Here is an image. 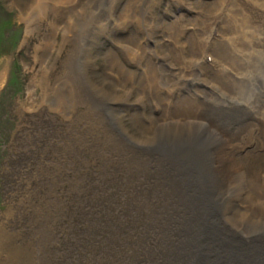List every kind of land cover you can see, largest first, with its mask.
<instances>
[{
    "label": "rangeland",
    "instance_id": "1",
    "mask_svg": "<svg viewBox=\"0 0 264 264\" xmlns=\"http://www.w3.org/2000/svg\"><path fill=\"white\" fill-rule=\"evenodd\" d=\"M142 1L145 0H0V264H100L103 247L109 246V235L113 234V224L124 222L119 216L130 215L128 208L119 209L121 197L115 195L114 190L109 191L110 178H103V168L92 165V156L86 149L88 143L95 142L88 128L94 118L86 114V120L76 126L49 109L55 94L43 102L38 87L42 74L52 67L60 71L66 59L75 58L78 69L74 71V79L80 82L88 75L106 101L120 109L127 133L143 141L148 138L142 129L143 119L147 121L148 116L149 122L157 126L184 103L180 98L186 94L179 92L186 89L188 82L181 78L183 67L178 60L190 58L202 64L199 60L210 43L214 21L227 12L224 31L221 24L214 31L217 38L222 37L215 46L216 62L213 63L218 67L226 51L232 58L229 69L238 81L228 84L229 90L227 87L222 90L229 92L233 103L251 109L248 122L252 126L258 127L257 124L264 121V46L258 44L259 32L247 27L256 25L255 9L264 11V0H146L145 5H140ZM110 16L113 23L108 22ZM184 25L189 29L188 34L183 32ZM48 37L53 44L50 54L43 53ZM144 58L163 60L173 68L176 79L184 83L174 82L171 86L172 77H168L162 84L163 92L153 93L149 99L142 96L138 86L140 77L134 80L132 77L136 71L150 70ZM112 59L124 70L119 65L111 68ZM154 70L162 71L160 67ZM192 70L190 67L186 70L187 78L197 80ZM209 74L213 81L208 83L215 85L216 75L212 69ZM64 80L66 77L59 74L51 81L53 84ZM199 80L201 83L202 79ZM170 86L176 87L172 90L176 99L171 112L165 114L161 102L165 101V92ZM138 100L144 108V117L135 112V107H140ZM79 109L83 116L85 109ZM81 136L84 141L76 146ZM255 137L257 135H249V140ZM190 138L210 141L212 134L197 126ZM261 138L264 140V136ZM242 141L246 142L245 136ZM249 147L253 152L262 149L260 141H254ZM92 148L108 156L101 138ZM78 161L90 163L79 175L96 181L85 182L78 193L67 183L57 188L65 212L55 226L60 237L52 249L41 247L40 255V246L33 236L38 232L37 218L48 206L44 195L54 180L50 174L59 172L62 181L73 180L70 170ZM237 161L247 164L240 156ZM54 162L60 166L54 167ZM114 163L115 160L109 162L110 167ZM116 174L112 179L119 180ZM75 176L80 179L78 174ZM34 253L40 255L37 262Z\"/></svg>",
    "mask_w": 264,
    "mask_h": 264
},
{
    "label": "bare ground",
    "instance_id": "2",
    "mask_svg": "<svg viewBox=\"0 0 264 264\" xmlns=\"http://www.w3.org/2000/svg\"><path fill=\"white\" fill-rule=\"evenodd\" d=\"M145 3L146 0L140 5ZM251 10L254 9H248ZM53 12L55 14V10ZM226 13L221 19L216 16L213 31L210 32V43L199 60L202 64L190 58L178 60L183 67L181 78L188 82L186 89L179 92L186 94L180 98L184 99V103L171 117L166 116L170 120L157 126L149 122L148 116L147 121L143 119L142 129L148 135L143 141L127 133L120 109L106 101L88 75L82 77L83 81L80 82L74 79V71L78 69L74 57L66 59L60 71L52 67L42 74L41 84L37 86L42 91L43 102L53 94L56 96L49 108L52 113H58L76 126L86 120V114L94 118L88 127L92 132L91 137L95 142L101 138L102 145L109 152L107 156L106 152L92 148L95 142L88 143L90 148L86 146V149L92 156V165L103 168V178L109 177L112 183L109 191L114 190L115 195L121 197L119 209L128 208L130 212L127 217L117 215L124 222L113 224V234L109 235V246L103 247V261L100 264H264V140L261 138L264 136V121L258 123V127L252 126L248 122L251 109L233 103L229 92L222 90L232 81H238L229 69L232 58L226 51L218 67L213 63L216 62L213 60L215 46L222 37L215 38L214 31H217L219 22L222 30L228 18ZM255 13L256 25L247 27L259 32L258 44L264 46V11L255 9ZM108 22L113 23L111 16ZM187 31L189 29L184 25L183 32L188 34ZM194 31L196 35V29ZM159 38L157 35V40ZM46 47L43 53L50 54L53 50L50 37L46 39ZM145 61L150 70L136 71L140 75H133L132 80L140 77L138 86L142 96L147 99L153 93L164 91L162 84L168 77H172L171 86L175 85L174 82L184 83L182 79H176L173 68L163 60L147 58ZM118 65L123 71L124 67L112 59L111 68ZM156 67L162 71L154 70ZM189 67L197 80L187 78L186 70ZM208 69H212L216 75L215 85L208 83L213 81ZM59 74L64 75L66 80L52 84L51 80ZM198 76L202 79L201 83ZM114 85L117 87L118 84ZM171 86L165 92V101L161 102L165 114L171 112L176 99L175 91H172L176 87ZM107 95L111 98L110 94ZM260 101L263 102L262 99ZM138 102L140 104L141 100ZM79 108L85 109L83 116ZM135 108L136 113L145 116L141 104ZM240 113L244 115L240 116ZM72 126L69 128L73 131ZM197 126L211 132L210 141L190 138L193 128ZM249 135L257 137L249 140ZM244 136L246 142L242 141ZM81 140L84 141L82 136L75 143L76 146L79 143L82 145ZM254 141H260L262 149L251 151L249 146ZM238 156L245 158L247 164H239ZM248 158L253 161L250 162ZM112 160L116 164L110 167ZM58 166L60 164L54 162V167ZM89 166L87 161L74 163L70 170L74 174L73 180L62 181L59 172H51L54 180L44 195L48 206L41 210V217L37 218L39 224L36 222L38 232L33 236L37 238V246H40V255L41 247L52 249L60 237L55 232V226L64 218L62 214L65 212L63 201L58 199L57 188L67 183L72 191L80 192L85 182L96 181L89 176L79 175ZM118 172L120 176L116 174ZM76 174L80 179H76ZM115 174L119 180L112 179ZM118 240L121 242L119 250L116 247ZM34 255L37 262L36 258L40 259V255Z\"/></svg>",
    "mask_w": 264,
    "mask_h": 264
}]
</instances>
